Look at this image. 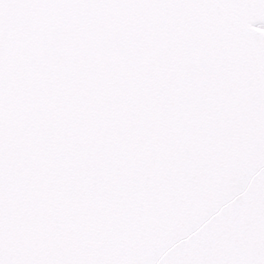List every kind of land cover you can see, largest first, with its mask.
Segmentation results:
<instances>
[{
  "label": "snow or ice",
  "instance_id": "1",
  "mask_svg": "<svg viewBox=\"0 0 264 264\" xmlns=\"http://www.w3.org/2000/svg\"><path fill=\"white\" fill-rule=\"evenodd\" d=\"M0 264H264V0H0Z\"/></svg>",
  "mask_w": 264,
  "mask_h": 264
}]
</instances>
